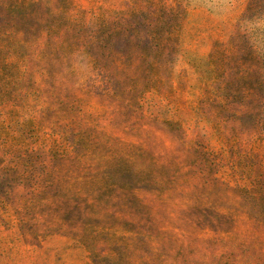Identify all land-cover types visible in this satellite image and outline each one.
I'll list each match as a JSON object with an SVG mask.
<instances>
[{
    "label": "rangeland",
    "instance_id": "obj_1",
    "mask_svg": "<svg viewBox=\"0 0 264 264\" xmlns=\"http://www.w3.org/2000/svg\"><path fill=\"white\" fill-rule=\"evenodd\" d=\"M0 264H264V0H0Z\"/></svg>",
    "mask_w": 264,
    "mask_h": 264
}]
</instances>
